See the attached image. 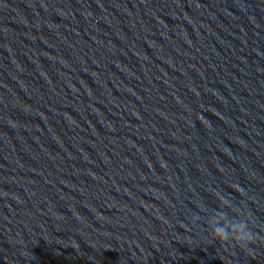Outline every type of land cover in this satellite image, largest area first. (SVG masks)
Segmentation results:
<instances>
[{
    "label": "clouds",
    "instance_id": "9594fccd",
    "mask_svg": "<svg viewBox=\"0 0 264 264\" xmlns=\"http://www.w3.org/2000/svg\"><path fill=\"white\" fill-rule=\"evenodd\" d=\"M218 200L217 209L209 211L204 207L201 210L206 213L205 223L208 226L209 236L213 241L242 252L252 251L258 238L253 231L251 218L228 199L222 197ZM194 219L197 221L200 217L196 216Z\"/></svg>",
    "mask_w": 264,
    "mask_h": 264
}]
</instances>
